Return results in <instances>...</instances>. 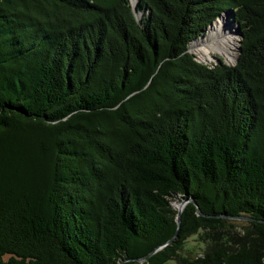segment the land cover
I'll use <instances>...</instances> for the list:
<instances>
[{
    "label": "trees",
    "instance_id": "1",
    "mask_svg": "<svg viewBox=\"0 0 264 264\" xmlns=\"http://www.w3.org/2000/svg\"><path fill=\"white\" fill-rule=\"evenodd\" d=\"M0 264H264V0H0Z\"/></svg>",
    "mask_w": 264,
    "mask_h": 264
},
{
    "label": "bare ground",
    "instance_id": "2",
    "mask_svg": "<svg viewBox=\"0 0 264 264\" xmlns=\"http://www.w3.org/2000/svg\"><path fill=\"white\" fill-rule=\"evenodd\" d=\"M132 3L136 6L138 0H132ZM232 19L230 13L221 15L206 30L204 37L191 43L190 51L192 50L197 58L203 62H213V54L223 55L229 63L235 62L239 53L237 51L239 31ZM175 203L174 206L178 210L180 202Z\"/></svg>",
    "mask_w": 264,
    "mask_h": 264
},
{
    "label": "rangeland",
    "instance_id": "3",
    "mask_svg": "<svg viewBox=\"0 0 264 264\" xmlns=\"http://www.w3.org/2000/svg\"><path fill=\"white\" fill-rule=\"evenodd\" d=\"M142 12V11H141ZM140 15H141V18H143V15H144V12H142V13H138V17H139V19H140ZM232 22L234 23V21H233V19H232ZM212 25V24H211ZM210 25V26H211ZM234 25L236 26V24L234 23ZM209 26V27H210ZM208 27V28H209ZM207 28V29H208ZM206 33V32H205ZM205 35V34H204ZM204 35L202 36V37H204ZM201 37V38H202ZM238 37L239 38H237V42H238V46H237V51H239L238 49H239V47H240V41H242V37H241V35L240 34H238ZM201 38H199V39H201ZM198 40V39H197ZM196 41V40H195ZM194 42V41H193ZM192 42V43H193ZM191 53L195 56V59L197 60V61H199V62H201V63H203V64H207V65H209V66H215V65H217L218 64V60L219 61H222V63H224V64H227V65H229V66H234L236 63H237V59H238V57H239V53H238V55H237V59H236V61L235 62H233V63H229L228 62V60L227 59H225V57L223 56V55H220V54H213V56H214V60H213V62H203V61H200L198 58H197V56L194 54V52H192V50H191ZM178 201V199H175L173 202H172V204L174 205V204H176L175 202H177ZM237 222V224H239L238 226L240 227V228H242V227H244V226H248V221L247 220H236ZM199 239H198V237H193V238H191L190 240H189V242L187 243V245H186V251L184 252V254H186V255H188V256H194L195 254L194 253H200V250H202L203 248H204V245L202 244V243H200L199 241H198Z\"/></svg>",
    "mask_w": 264,
    "mask_h": 264
},
{
    "label": "water",
    "instance_id": "4",
    "mask_svg": "<svg viewBox=\"0 0 264 264\" xmlns=\"http://www.w3.org/2000/svg\"><path fill=\"white\" fill-rule=\"evenodd\" d=\"M241 45H242V42L240 41L239 57H240V54H241V51H242V49H241ZM239 57H238V59H237V63H238ZM237 63H236V64H237ZM218 64H223V63H222V61H219V60H218ZM236 64H235V65H236ZM189 203H193V204L197 207V215H198V216H202V215H203L202 212H201V209L199 208V206H198V204H197V202H195L193 199L185 198V199L181 200V202H180V208H179L178 210H177V209L175 208V206L172 204L173 208L178 212V214H177V218H176V222H177V224H178V230L180 229V227H181V223H182V213H183L185 207H186ZM219 217H220V216H219ZM222 217H228V218H231V219H234V220L255 221L254 219L247 218V217H229V216H222ZM177 236H178V231H177V233L175 234L174 238L171 239V240L167 243V245H168L169 243H171V242H172ZM164 246H165V245H164ZM164 246L157 248L153 253H151V254L148 255L147 257L143 258L142 260H143V261L146 260L149 256H151L152 254H154V253L157 252L158 250L162 249Z\"/></svg>",
    "mask_w": 264,
    "mask_h": 264
}]
</instances>
